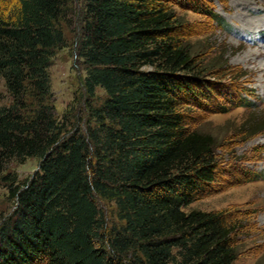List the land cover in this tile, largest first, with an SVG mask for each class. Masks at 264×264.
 Returning a JSON list of instances; mask_svg holds the SVG:
<instances>
[{"label":"trees","instance_id":"obj_1","mask_svg":"<svg viewBox=\"0 0 264 264\" xmlns=\"http://www.w3.org/2000/svg\"><path fill=\"white\" fill-rule=\"evenodd\" d=\"M172 2L85 0L83 127L57 114L49 70L77 28L73 0H0V172L40 159L23 184L9 178L16 207L0 221V264H234L232 218L187 210L222 168L185 108L211 99L212 65Z\"/></svg>","mask_w":264,"mask_h":264},{"label":"rangeland","instance_id":"obj_2","mask_svg":"<svg viewBox=\"0 0 264 264\" xmlns=\"http://www.w3.org/2000/svg\"><path fill=\"white\" fill-rule=\"evenodd\" d=\"M85 0H73L76 30H67L69 45L57 52L49 68L57 114L73 111L74 121L85 126L88 109L83 60L79 58L77 41L81 33ZM229 0H173L178 16L187 25L189 41L204 55L203 64L212 68L202 75L210 84L212 97L201 105L186 104L195 128L213 135L221 174L209 194L191 203L189 209L222 210L236 227L234 264H264V95L246 86L251 82L233 67L242 57L230 53L239 45L235 37L244 35L224 18ZM218 16V18L213 17ZM264 34V33H262ZM208 68V67H207ZM4 101L8 94L0 88ZM98 98L104 91L97 88ZM97 101V102H96ZM40 159L25 162L12 160L0 172V221L13 213L16 198L12 196L15 177L23 184L39 169ZM108 226L119 223L113 202L99 200Z\"/></svg>","mask_w":264,"mask_h":264},{"label":"clouds","instance_id":"obj_3","mask_svg":"<svg viewBox=\"0 0 264 264\" xmlns=\"http://www.w3.org/2000/svg\"><path fill=\"white\" fill-rule=\"evenodd\" d=\"M224 18L231 27L244 35L235 37L231 57H242L235 69L250 80L246 85L259 95H264V0H229Z\"/></svg>","mask_w":264,"mask_h":264}]
</instances>
